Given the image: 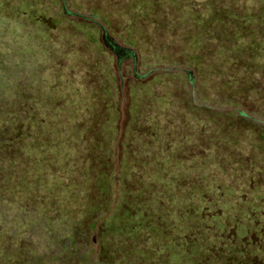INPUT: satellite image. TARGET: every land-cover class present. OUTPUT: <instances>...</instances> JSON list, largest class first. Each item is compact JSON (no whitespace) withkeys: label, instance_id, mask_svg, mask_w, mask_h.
I'll list each match as a JSON object with an SVG mask.
<instances>
[{"label":"trees","instance_id":"16d2710c","mask_svg":"<svg viewBox=\"0 0 264 264\" xmlns=\"http://www.w3.org/2000/svg\"><path fill=\"white\" fill-rule=\"evenodd\" d=\"M123 7L125 13H137L143 21L151 16L153 22L148 27L171 32L172 43L178 38L179 43H175L179 58L174 63L183 61V67L195 70V75L158 72L152 76L154 81L181 79L188 86L193 79L200 100L220 105L222 100L231 103L239 95L242 100L245 93L255 90L260 94L259 88L264 89V0H125L119 9ZM33 14L29 13V17ZM34 19L37 21L39 17ZM7 44L17 43L0 46V264H102L95 259L90 235L98 228L100 219L103 223L98 228L99 235L108 231L111 222L122 224L131 233L144 224L154 229L152 241L158 245L157 249L154 247L155 254L136 264L153 262L154 256L157 264H264V224L263 228L260 225L264 221L254 224L235 216L233 226L219 233L221 225L217 218L212 215L209 225L206 215L195 207L179 214L184 219L187 215L192 222H186V238L177 239L174 235L166 238L170 231L167 226L158 231L166 221L164 213L155 212L153 206L164 210L163 199L151 196V188L144 191L139 188L137 193L130 189L132 179L128 176L127 164L132 160L127 161V143L123 144L125 151L119 162L114 161L118 111L111 103L109 70L104 80L85 81V85L80 83L83 87H71L67 91H59V84L44 85L39 74H31L28 78L35 85V91L27 94L18 88L19 84L23 85L20 79L12 80L8 86L1 80L9 70L5 63L7 50L20 57L13 65L17 68L29 57V45L7 47ZM157 49L162 54L154 50V56L166 62L171 48L158 46ZM211 52L217 54L214 66L208 63ZM127 53L124 48L117 52L119 63ZM231 60L233 65L229 66ZM206 85L215 88L216 93L209 95L202 91ZM95 91L102 95L90 96ZM177 95V89L170 88L156 100L159 106L166 107ZM44 100L49 108L42 113L39 107ZM184 103L189 108L186 98ZM250 110L252 113L253 109ZM207 115L225 119L218 120L222 131H227L228 126H240L264 139V129L249 121L244 112L213 111ZM210 141L213 145V140ZM150 144L149 139L142 141L144 147ZM162 161L155 156L151 162L164 170ZM141 162L143 165L145 160ZM219 167L228 170L224 164L220 163ZM257 167L255 174L263 177V168L257 170ZM263 184L264 180L260 185ZM17 188L22 192L19 198H10L11 203L15 202L10 223L6 221L9 216L6 191ZM39 188L43 194L34 195ZM262 191L259 196H263ZM49 199L55 205L54 209L48 208L50 211L44 206ZM136 206L141 209L132 212ZM195 216L198 221L194 223ZM228 216L230 213L225 217ZM193 229H206L209 237L215 235V241L206 243L205 239L187 235L191 231L194 234ZM175 230L176 225L171 231ZM100 246L105 250L103 240ZM158 249H161L160 255Z\"/></svg>","mask_w":264,"mask_h":264},{"label":"rangeland","instance_id":"374dc122","mask_svg":"<svg viewBox=\"0 0 264 264\" xmlns=\"http://www.w3.org/2000/svg\"><path fill=\"white\" fill-rule=\"evenodd\" d=\"M121 1L0 0V46L6 43H17L7 44V47L29 45V57L23 59V63L17 68L13 65L20 57L10 49L7 50L5 63L9 70L1 82H7L8 86L12 80L20 79L23 85L19 84L18 88L30 94L35 91V85L28 77L39 74L44 85L56 87L59 84V91H67L71 87H83L80 83L84 84L85 81H102L109 70L111 103L118 111L115 137L117 159L114 161L119 162L125 151L123 144L127 143V161L132 160L131 164H127L128 176L132 179L130 189L137 193L135 191L139 188L143 191L151 188V196L163 199L162 204L166 210L153 206L155 212H162L165 216L166 222L159 226L158 231L167 226L166 229L170 231L168 235L165 234L166 238L171 239L173 235L177 239L186 238V222L189 219L187 215L186 219L180 218L179 214L182 210L187 213L189 208L195 207H199L201 214L206 215L207 224L211 225L212 215L217 218L221 225L219 233L233 226L235 216L240 220L249 219L254 224L256 221L263 222L264 184H260L264 175L257 176L255 167H262L264 170V146L261 145L264 144V139L240 126H228L227 131H222L220 121L224 122L225 119L211 117L207 113L244 112L249 121L263 130L264 89L259 88L260 94L255 90L245 93L242 100L239 95L231 103L222 100L223 104L220 105L214 101L200 100L193 79L190 85L188 82V86L181 79L154 81L152 76L158 72L195 75V70L183 67V61L174 63L179 58L175 43H179L178 38L172 43L171 32L148 27L153 22L151 16L143 21L137 13H125L124 7L120 10L119 6H123L125 0ZM29 13H34L32 18ZM36 16L40 22L35 21ZM89 32H92L94 38H91ZM103 33L107 36L103 37ZM158 46L171 48L166 62H161L154 56V50L162 54L161 49H157ZM123 48L128 53L119 63L117 52L120 53ZM216 55L211 52L208 56V63L213 66L217 64L214 58ZM228 64L232 66L233 60ZM170 88L177 89L178 95L166 107L159 106L156 97L165 94ZM201 89L209 95L216 93V89H210L209 85ZM41 91L42 89L39 92ZM98 95L102 93L95 91L90 96ZM184 98L190 103L189 108L184 107ZM86 102L83 104L86 105ZM193 107L195 110H192ZM48 108L45 100L39 107L42 113ZM250 109H253L252 113ZM248 125L251 129V124ZM156 136L160 139H156ZM147 139L151 141V146L144 147L142 141ZM210 139L213 140V145ZM155 156L163 159L164 170H159V165L156 168L151 162L155 160ZM143 160L145 163L142 165ZM220 163L226 165L228 170L220 169ZM259 191H262L263 196H259ZM21 192L18 188L6 191V205L9 209L7 222L11 223V211L15 206L10 198H19ZM43 192L39 188L34 195ZM48 201L44 206L54 209L55 205H51L53 199ZM137 209L141 208L136 206L132 212ZM37 210L40 211L41 207ZM229 213L230 216L225 217ZM197 221L198 217L195 216L193 222ZM102 223L103 219H100L97 227L102 226ZM191 223L189 221L187 224ZM223 223L225 224L222 225ZM263 224H260L262 228ZM175 225L176 230L171 231ZM137 227L138 231L131 233L122 224L111 222L108 231L100 234L102 238L99 229L94 230L90 235L94 243L91 247L95 250V259L102 264H136L144 257L154 255L155 248H158L152 241L154 229L146 224ZM193 230L194 234L191 231L187 235L205 239L206 243L216 238L214 234L209 237L206 229ZM102 240L105 250L100 246ZM39 249L42 252L41 246ZM159 251L161 249H158L160 255ZM149 252L154 253L147 254ZM201 257L203 258L202 254ZM155 260L154 256L153 262H147L157 264Z\"/></svg>","mask_w":264,"mask_h":264},{"label":"water","instance_id":"95a60500","mask_svg":"<svg viewBox=\"0 0 264 264\" xmlns=\"http://www.w3.org/2000/svg\"><path fill=\"white\" fill-rule=\"evenodd\" d=\"M102 36H103V37H106L107 35H106V33H103Z\"/></svg>","mask_w":264,"mask_h":264}]
</instances>
